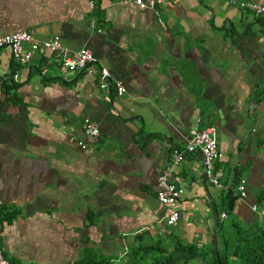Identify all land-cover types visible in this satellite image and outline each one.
I'll return each instance as SVG.
<instances>
[{
    "label": "crops",
    "instance_id": "1",
    "mask_svg": "<svg viewBox=\"0 0 264 264\" xmlns=\"http://www.w3.org/2000/svg\"><path fill=\"white\" fill-rule=\"evenodd\" d=\"M243 1L264 3L161 0L148 11L123 0H0V36L57 35L93 57L90 73H70L53 54L19 66L0 49V248L10 264L111 256L141 232L207 248L215 231L216 248L218 227L258 220L250 207L264 186V18L238 9ZM195 117L215 130L224 190L184 153ZM84 118L97 124L96 140L83 136ZM159 173L183 189L171 228L159 224ZM241 181L245 197L233 199Z\"/></svg>",
    "mask_w": 264,
    "mask_h": 264
},
{
    "label": "built area",
    "instance_id": "2",
    "mask_svg": "<svg viewBox=\"0 0 264 264\" xmlns=\"http://www.w3.org/2000/svg\"><path fill=\"white\" fill-rule=\"evenodd\" d=\"M125 3H131L139 9L154 11L160 4L161 0H123ZM232 2L233 0H227ZM92 4L89 3V7ZM237 8L251 13L256 17L264 18V3H255L251 1H243L237 3ZM89 26L93 28V22H89ZM7 49L10 52L12 60L19 66L27 65L33 55L40 53H49L57 57L60 66L70 73H90L89 66L93 63L91 53L86 49H79L69 52L60 45V39L57 35H52L47 39L39 40L35 38L32 31H21L14 34L0 36V49ZM16 75H13V79ZM110 86L109 73L105 69H99L97 73V87L106 90ZM115 92L120 94L123 88L119 83L114 85ZM215 130L213 127H203L200 117H195L191 129L187 134V140L184 147V153L197 154L200 157L202 165V177L204 182L216 189L224 190L219 180L222 177V170L216 163L220 159V153L215 142ZM82 134L85 138L96 140L99 136L97 124L88 119L82 120ZM77 146L85 149L82 142H78ZM181 153L173 155V165L179 164ZM234 196L238 199L245 197L244 183L241 181L234 187ZM183 189L181 186L173 184L167 178V174L159 173L155 177V199L162 206L167 208V212L163 219L159 222L164 228L176 226L178 222V201L182 197ZM251 212L257 215L260 220L264 217V205H252ZM1 232V222H0ZM158 232L157 234H159ZM0 264H10L0 248Z\"/></svg>",
    "mask_w": 264,
    "mask_h": 264
},
{
    "label": "trees",
    "instance_id": "3",
    "mask_svg": "<svg viewBox=\"0 0 264 264\" xmlns=\"http://www.w3.org/2000/svg\"><path fill=\"white\" fill-rule=\"evenodd\" d=\"M255 203L264 205V186ZM239 227L233 223L218 227L215 250L172 237L171 241L161 236L151 239L147 232H141L125 243L117 259L89 252L67 264H264V217L246 229Z\"/></svg>",
    "mask_w": 264,
    "mask_h": 264
},
{
    "label": "rangeland",
    "instance_id": "4",
    "mask_svg": "<svg viewBox=\"0 0 264 264\" xmlns=\"http://www.w3.org/2000/svg\"><path fill=\"white\" fill-rule=\"evenodd\" d=\"M238 225L240 226L239 228L241 230L242 229H246L243 224H238ZM111 251H112L111 254H110L111 258L117 259L119 254L124 251V248H122L121 246H116V247H112ZM98 253H101V252H98Z\"/></svg>",
    "mask_w": 264,
    "mask_h": 264
},
{
    "label": "water",
    "instance_id": "5",
    "mask_svg": "<svg viewBox=\"0 0 264 264\" xmlns=\"http://www.w3.org/2000/svg\"><path fill=\"white\" fill-rule=\"evenodd\" d=\"M215 231H214V233H213V244H212V246H213V249H215Z\"/></svg>",
    "mask_w": 264,
    "mask_h": 264
}]
</instances>
